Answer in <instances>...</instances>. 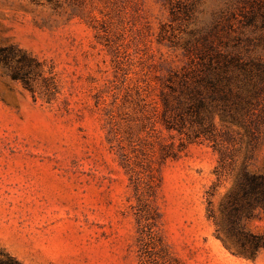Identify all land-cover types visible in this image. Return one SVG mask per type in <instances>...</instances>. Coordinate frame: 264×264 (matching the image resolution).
Segmentation results:
<instances>
[{
  "label": "rangeland",
  "instance_id": "374dc122",
  "mask_svg": "<svg viewBox=\"0 0 264 264\" xmlns=\"http://www.w3.org/2000/svg\"><path fill=\"white\" fill-rule=\"evenodd\" d=\"M250 3L0 0V249L25 264H264V211L229 197L246 164L264 169V135L218 113L214 139L163 122L168 77L208 44L264 59Z\"/></svg>",
  "mask_w": 264,
  "mask_h": 264
},
{
  "label": "trees",
  "instance_id": "16d2710c",
  "mask_svg": "<svg viewBox=\"0 0 264 264\" xmlns=\"http://www.w3.org/2000/svg\"><path fill=\"white\" fill-rule=\"evenodd\" d=\"M248 1L251 9L246 15L247 23L256 25L260 20L264 28V0ZM172 14L177 12L172 10ZM16 56L10 49L5 58ZM197 58L192 59L193 67L186 72H174L168 77V93H162L165 126L184 132L192 140L202 136L214 139L212 119L218 113L223 120L244 125L253 139L264 135V59L244 58L240 52H221L212 43L207 51H199ZM26 60L24 54L18 58L23 63ZM12 76L27 83L18 73ZM254 128L259 132L257 136ZM238 195L245 200L242 210L246 216L257 208L264 211V169H250L246 164L229 197L234 199ZM0 264L25 263L0 249Z\"/></svg>",
  "mask_w": 264,
  "mask_h": 264
}]
</instances>
